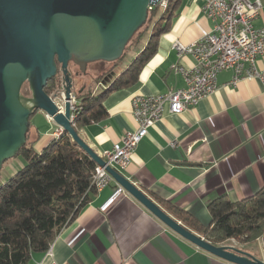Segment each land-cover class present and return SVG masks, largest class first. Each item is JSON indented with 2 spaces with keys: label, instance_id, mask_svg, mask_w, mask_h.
Instances as JSON below:
<instances>
[{
  "label": "crops",
  "instance_id": "obj_1",
  "mask_svg": "<svg viewBox=\"0 0 264 264\" xmlns=\"http://www.w3.org/2000/svg\"><path fill=\"white\" fill-rule=\"evenodd\" d=\"M261 1L263 9L255 25L264 28ZM213 24L201 1L183 0L170 30L159 38L156 54L142 69L138 84L112 92L104 102L108 115L79 127L80 136L102 155L127 130L137 128L132 107L136 95L186 87L173 65L190 66L194 59L190 55L180 58L173 43L176 39L191 43ZM99 63L98 75L107 69ZM256 64L264 71V54ZM233 77L232 69L223 70L214 93L183 113L166 110L138 144L128 167L119 171L164 210L162 201L188 211L205 225L212 222L209 205L218 197L239 201L264 187V82L247 77L232 84ZM104 81L93 88L106 86ZM31 127L38 150L60 130L57 124L52 132L40 130L37 124L31 123ZM118 186L113 179L92 194L49 250L33 254L32 264H236L172 230L127 191L102 211ZM222 244L243 246L264 261V232L254 242L242 244L232 238Z\"/></svg>",
  "mask_w": 264,
  "mask_h": 264
},
{
  "label": "water",
  "instance_id": "obj_2",
  "mask_svg": "<svg viewBox=\"0 0 264 264\" xmlns=\"http://www.w3.org/2000/svg\"><path fill=\"white\" fill-rule=\"evenodd\" d=\"M159 0H0V171L28 143L31 117L44 111L99 165L106 161L79 134L73 119L74 78L91 63L121 58ZM62 73L61 88L49 80ZM28 84L31 95H25ZM83 89H80V92ZM62 95V103L57 101ZM27 100L30 104H24ZM114 179L172 230L199 247L236 264H264L245 247L214 244L185 227L112 166Z\"/></svg>",
  "mask_w": 264,
  "mask_h": 264
},
{
  "label": "trees",
  "instance_id": "obj_3",
  "mask_svg": "<svg viewBox=\"0 0 264 264\" xmlns=\"http://www.w3.org/2000/svg\"><path fill=\"white\" fill-rule=\"evenodd\" d=\"M182 2L159 0L149 9L146 32L131 39H137L132 48L148 34L146 42L130 62L123 63L132 49H129L131 41L121 58L107 62L110 67L102 70L94 81L99 83L105 79L106 86L75 90L77 109L73 123L76 129L108 115L104 102L112 92L138 84L142 69L156 54L159 38L170 30ZM60 74L48 81L47 93L61 86ZM20 154L26 164L0 185V264H32L33 254L49 250L97 191L88 190L97 163L65 131L41 150L33 142L17 155ZM162 205L185 227L217 245L232 238L242 244L254 242L264 232V187L239 201L225 195L212 201L209 225L202 224L180 207L165 201Z\"/></svg>",
  "mask_w": 264,
  "mask_h": 264
},
{
  "label": "built area",
  "instance_id": "obj_4",
  "mask_svg": "<svg viewBox=\"0 0 264 264\" xmlns=\"http://www.w3.org/2000/svg\"><path fill=\"white\" fill-rule=\"evenodd\" d=\"M213 26L191 43L176 39L173 43L181 58L190 55L194 63L190 66L174 64L175 71L181 73L186 87L173 89L156 95H136L132 101L133 114L138 126L127 130L120 141L102 152L106 165L95 167L88 190L97 191L107 187L114 177L107 170L110 165L118 171L124 170L131 162V156L138 144L148 135L149 129L165 115V111L180 114L195 106L202 98L214 93L218 87V75L226 69L234 71L231 81L258 77L264 82V71L257 68L256 60L264 54V28L255 25L261 15V0H197ZM165 3V2H164ZM153 7V6H152ZM151 8V7H150ZM74 121L77 98L73 95ZM60 128L56 136L63 134ZM126 190L120 185L101 206L106 211Z\"/></svg>",
  "mask_w": 264,
  "mask_h": 264
},
{
  "label": "rangeland",
  "instance_id": "obj_5",
  "mask_svg": "<svg viewBox=\"0 0 264 264\" xmlns=\"http://www.w3.org/2000/svg\"><path fill=\"white\" fill-rule=\"evenodd\" d=\"M147 23H149L148 20L145 23V25L139 30V32H137L135 34L134 37H138L139 34H141V33H142V35H144V33L146 32L145 27H146ZM147 38H148V34L145 35L141 39L139 45L137 47H135V48H132V47L135 46V43H136L137 39L136 40H132L130 42L129 45H131V46H130L129 49H131V48L132 49L129 50V52L125 56L124 61H123L124 64H126V63H128V62H130L132 60V58L134 57L136 52L146 42ZM100 65H102V64H100L99 62H94V63L89 64L88 71H87L86 74H84V73H82L80 71V68H79L78 65L72 63L71 67H70V70H71L73 76H75V74H77L78 72L80 74V75L75 77V89L74 90L80 88L83 84H86L85 85L86 89L88 87H90V86L94 87L96 85V83L94 81L97 79V76L94 77V75H98L96 73V71L100 69V67H101ZM103 65H105L104 66L105 68L106 67L108 68V67H110L111 64H109L107 62H104ZM59 80L62 81V74H60ZM60 88H61V86L58 89H56L53 93L58 92L60 90ZM22 92L25 95H27V96L31 95V91L29 89L28 84H25L23 86ZM53 93H51V94H53ZM57 101L59 103H62V95L61 94L58 95ZM31 123L32 124H37L39 126L40 130H42V131L48 130L49 132H52L55 129V127H56V124L54 122L50 121L49 117L42 110H38L35 114L32 115ZM34 139H35V136H34L33 129L31 127L30 128V132H29V136H28L27 145H31V143L34 142ZM42 141H43V138L40 139V142L38 144H40ZM35 148L38 150V145H36ZM25 164H26V160H25V158H24V156L22 154L16 155L14 158H11L8 161H6L4 163V165H3V168L0 171V185L2 183H4L5 181H7L16 172H18V170L21 169Z\"/></svg>",
  "mask_w": 264,
  "mask_h": 264
},
{
  "label": "flooded vegetation",
  "instance_id": "obj_6",
  "mask_svg": "<svg viewBox=\"0 0 264 264\" xmlns=\"http://www.w3.org/2000/svg\"><path fill=\"white\" fill-rule=\"evenodd\" d=\"M100 70H101V69H100ZM78 75H80L79 72H78L77 74H75V76H73V78H74V89H75V77L78 76ZM85 85H86V84H83L80 88H78V89H76V90L85 89V88H86ZM74 91H75V90H74Z\"/></svg>",
  "mask_w": 264,
  "mask_h": 264
},
{
  "label": "bare ground",
  "instance_id": "obj_7",
  "mask_svg": "<svg viewBox=\"0 0 264 264\" xmlns=\"http://www.w3.org/2000/svg\"><path fill=\"white\" fill-rule=\"evenodd\" d=\"M23 102H24V104H26V105H29V104H30L27 100H24Z\"/></svg>",
  "mask_w": 264,
  "mask_h": 264
}]
</instances>
